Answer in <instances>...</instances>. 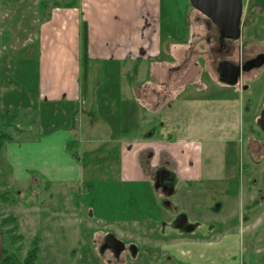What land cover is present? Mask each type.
Instances as JSON below:
<instances>
[{"label":"rangeland","instance_id":"1","mask_svg":"<svg viewBox=\"0 0 264 264\" xmlns=\"http://www.w3.org/2000/svg\"><path fill=\"white\" fill-rule=\"evenodd\" d=\"M250 1V5L256 4V0ZM76 2L8 0L6 4L4 25L8 33L2 44L5 48L1 49L5 60L0 63V82L13 89L10 95L23 105L10 108L0 93V132L8 133L13 142L22 144L36 142L39 135L53 126L52 129H62L63 124L73 123L72 135L79 145L76 143L77 148L72 150L78 159L71 158L83 170L74 178L66 176L71 180L57 183H50L40 175L39 179H26L22 174L16 178L6 158L8 143L4 144L0 149V220L15 217L14 222L1 229L5 231L4 248L23 260L36 238L39 252L35 264H242V259L247 264H264L261 261L264 205L261 208L256 205L259 197L264 199V132L256 124L264 107V66L257 72L256 80L249 82L251 88L246 92L240 85L230 87L222 83L215 70L214 53L208 51L209 30L202 22L206 19L191 7L199 17L191 21L185 39L181 38L184 42L191 41L193 61L188 66L185 61L190 60L179 63L176 74L180 73V83L176 79L175 82L180 92L170 101V108L166 103L158 110L143 108L132 96L137 113L133 111L132 119L117 121L131 126L130 138L138 139L131 142L135 153L123 165L118 151L98 150L106 145L107 138L103 136L104 126L89 124L96 114L91 105H87L89 111L84 113L85 117L81 115L78 122H71L70 115L63 118L55 110L46 113V107L36 96L37 70L33 59L37 45L31 43L25 47L24 43L33 37L48 8ZM179 4L183 10L191 5L189 0H179ZM260 19L258 23L254 21L257 23L254 28L264 39V14ZM215 34L216 29L211 31L212 43L217 38ZM15 47L16 55L8 58L9 49ZM246 47L248 51L262 49L249 42ZM236 48L239 52L240 45ZM89 80L94 86L100 81L93 72ZM80 81L83 86L86 84L84 77ZM86 95L91 101L90 91ZM7 123L24 130L18 132L4 125ZM148 127L156 130L148 133ZM195 133H207V136L198 137ZM99 136L98 140L94 138ZM252 138L259 140L260 148L256 151L248 145ZM181 139L192 142L185 146H192L195 153L190 151V154L197 158L189 154L191 159L187 162L185 152L176 150V146L185 144ZM147 143L152 148H145ZM21 162L26 166L39 160L23 156ZM34 165L36 169L27 168L25 177L38 171ZM194 165L201 179L179 175L190 178V173H184L185 167L192 169ZM160 167L172 177L169 195H162L153 187L155 172ZM62 174L65 177L66 172ZM161 199H166L167 205H160ZM177 214H185L192 223L196 220L195 231L182 230L175 221ZM13 226L15 230L11 231ZM106 233L115 235L126 245L136 246V257L125 253L114 260L108 252L100 254L99 246ZM228 235L234 238L226 241ZM243 236L247 237L243 245L250 255H242ZM256 259L259 261L253 263Z\"/></svg>","mask_w":264,"mask_h":264},{"label":"crops","instance_id":"2","mask_svg":"<svg viewBox=\"0 0 264 264\" xmlns=\"http://www.w3.org/2000/svg\"><path fill=\"white\" fill-rule=\"evenodd\" d=\"M7 2L8 0H0V63L5 60L1 49L5 48L2 44L8 33L6 31L8 28L4 25ZM255 6L261 11L264 2L256 0ZM191 7L186 5L184 10L181 9L179 0L178 2L177 0H77L75 4L54 5L48 8L43 19L38 22L33 37L24 43L25 47L31 43L37 45L36 58L33 59L37 70L35 89L38 101L41 104L43 102L46 107V113L50 114L55 110V113L59 112L63 118L70 115L71 122H78L80 116L89 111L87 105H91L96 114L94 119H90L89 124L91 126L97 124L100 128L104 126L103 136L107 138L104 140L105 147L99 146L98 150L118 151L125 165L131 153H135L131 142L138 139L130 138L133 136L131 126L121 121L118 124L117 121L121 118L123 121L132 119L133 111L136 110L131 101L132 96L137 98L138 105L147 110L161 109L166 103L168 108L172 106L170 101L180 92L177 83H180V73L176 74L177 70H180L179 63L184 62L183 59L190 60L185 61L188 66L193 61L190 55L191 41L184 42L181 39L187 36L192 25L191 21L199 17L196 12L194 14ZM84 23L87 28L86 61L81 36ZM16 47L9 49L11 55L8 58L16 55L14 54L18 49ZM85 66L86 73H84ZM92 72L95 78L100 80L96 86L89 80ZM81 77H84L87 85L84 83L83 86ZM175 79L178 81L175 82ZM5 84L0 82L2 99L6 100L7 105L12 109L16 106L21 108L23 103L20 105L17 103L10 95L13 89ZM89 91L91 101L86 95ZM150 105L153 107L151 108ZM74 126L69 122L63 124L60 127L62 129H52L53 126L52 130L49 129L39 135L36 142L21 144L12 141L6 144V158L16 178L21 174L26 179L30 178L28 175L25 177V171L27 168H34V164L38 166V171L34 173L50 183L71 180L66 176L70 175L74 178L78 171L83 170V167L72 161L66 150L67 142L75 141L79 145L72 135L75 132ZM108 129L109 131H106ZM155 130L153 127L147 128V132ZM194 135L201 137L207 136V133ZM94 138L98 140L101 137ZM180 141L185 144L176 146V150L182 149L180 152H185L188 162L190 155L195 154H190V151H193L192 146L188 148L185 145L192 142L186 143V139ZM147 145L149 143L145 148H152L151 145ZM23 156L34 157L39 162L28 163L31 165L25 166L21 162ZM178 158L183 164L179 154ZM185 169L187 172L184 173H190L191 177H184L178 172L181 177L193 180L196 176L198 180L201 179V174L195 165L192 169L190 167ZM62 172H66L65 177ZM256 205L261 208L264 199L259 197ZM233 238L234 236L228 235L225 240L229 241ZM241 238L243 245L247 237ZM244 246L242 255L245 256L246 253L250 255ZM244 261L247 260L242 259V264H247ZM258 261L259 259H256L253 263ZM261 261H264V256Z\"/></svg>","mask_w":264,"mask_h":264},{"label":"flooded vegetation","instance_id":"3","mask_svg":"<svg viewBox=\"0 0 264 264\" xmlns=\"http://www.w3.org/2000/svg\"><path fill=\"white\" fill-rule=\"evenodd\" d=\"M250 2H251L250 0H248L247 2H244V0H242V16L240 20V35L237 39L220 38V34L215 24L210 19L207 20L205 18L206 20H202L203 24L207 27V30H209L208 36L206 37L207 43L209 44L208 51L213 52L214 57L216 58L214 59L216 60L215 70L217 74H218V66L220 65V63L225 62V61H228L232 63L233 65L240 67V73L237 77V81L235 84L229 85V84L222 82L221 80L220 81L230 87L240 85L241 90H243L244 92L250 90L251 87H250L249 82H254L256 80L257 72L264 66V62L258 66L252 62V60L257 58L258 56L264 55V39H261V37H259L256 34L255 28H254V25L257 24L261 20L260 19L261 15L264 14V8L263 10L261 8V11H260V9H258V7L255 6L256 4H251L252 5L251 6ZM248 9L252 10V12L251 11L247 12ZM251 13H253L252 14L253 17L251 16ZM251 20L253 21V23ZM255 20L257 23H254ZM214 29H216L217 31V34H215L217 38L215 42L212 43L213 36H211V31H213ZM249 31L251 33H249ZM248 42H249V45L252 43L254 47L261 46L262 49L261 50L253 49L252 51L249 49L250 51H248V48L246 47ZM237 44L240 45L239 52H236ZM245 52L247 54H245ZM226 76L227 78H230L229 73H227ZM218 78L220 79L219 74H218ZM263 105H264V101H263ZM259 115H260V112H259ZM256 124H257V121H256ZM258 142L259 140L252 138V141L249 139L248 145L251 144L252 149L256 151L260 148V145ZM171 178H172L171 174L165 168L163 167L158 168L154 176V186H153L154 189L157 190L158 192L160 191L162 195H169L172 192ZM163 204H166V199L160 200V205H163ZM179 215L180 214H177V216L175 217V221L182 228V230H184L185 232L195 231V229L197 228V224L195 222L196 220L193 221L194 223H192L186 217V220L182 222L178 219ZM189 224L193 225V229L191 231L186 230V227H188ZM115 238L120 240L119 238H117L115 235L111 233H106L102 237V241L99 246L100 254L108 252L114 260L120 259L121 256L124 255L125 253H129V255L136 257L137 255L136 246L132 244L126 245L123 242L124 244L123 247L119 249L118 247L120 244H117V242L115 241Z\"/></svg>","mask_w":264,"mask_h":264},{"label":"water","instance_id":"4","mask_svg":"<svg viewBox=\"0 0 264 264\" xmlns=\"http://www.w3.org/2000/svg\"><path fill=\"white\" fill-rule=\"evenodd\" d=\"M191 6L208 17L217 27L222 39H237L240 35V20L242 16V0H189ZM255 65H261L264 62V55H260L252 60ZM230 74L227 78L226 74ZM240 73V67L225 61L218 66L220 80L226 84L233 85L237 81ZM257 125L264 132V107L260 111ZM178 219L182 222L186 220L185 214H180ZM193 225L186 227L191 231ZM119 249L123 247V242L115 238ZM3 241L0 229V259L2 256Z\"/></svg>","mask_w":264,"mask_h":264},{"label":"trees","instance_id":"5","mask_svg":"<svg viewBox=\"0 0 264 264\" xmlns=\"http://www.w3.org/2000/svg\"><path fill=\"white\" fill-rule=\"evenodd\" d=\"M71 5V4H70ZM197 12H199L198 10H196ZM199 14H201L204 18H206L207 20H209L208 17H206L205 15H203L201 12H199ZM82 47H83V53H84V59L86 61L87 57H86V50H87V28H86V24L84 23L82 26ZM84 73H86V66L84 67ZM6 126L9 127H13L15 128L18 132H22L24 129H20L17 128L15 125H13L12 123H7L4 124ZM12 142V137L6 133V132H0V149L4 146V144L6 143H10ZM76 146V142L75 141H70L66 143V150L70 153L71 157L75 160H77V155L72 153V150L75 148ZM39 175L35 174V173H31V177L32 178H37L39 179ZM15 221V217H11V216H7L4 217L0 220V228L2 229L5 224H9L11 222ZM15 226H13L11 229V231H14ZM4 230H1V235H2V240L4 237ZM19 237V236H18ZM38 252H39V246H38V240L35 238L31 245L30 248L28 249V251L26 252L25 257L23 258V260H20V258L17 256V254L15 253H9L7 251L6 248L2 249V256L0 259V264H35L37 258H38Z\"/></svg>","mask_w":264,"mask_h":264}]
</instances>
